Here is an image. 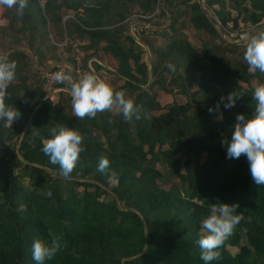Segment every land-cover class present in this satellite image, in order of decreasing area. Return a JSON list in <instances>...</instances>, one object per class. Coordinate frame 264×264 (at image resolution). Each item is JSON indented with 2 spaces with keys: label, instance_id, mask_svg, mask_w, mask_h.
I'll return each instance as SVG.
<instances>
[{
  "label": "trees",
  "instance_id": "16d2710c",
  "mask_svg": "<svg viewBox=\"0 0 264 264\" xmlns=\"http://www.w3.org/2000/svg\"><path fill=\"white\" fill-rule=\"evenodd\" d=\"M160 1L28 0L23 16L5 8L0 54L16 63L6 103L21 116L8 126L0 121V264H36L34 239L53 236L60 249L45 264H204L197 244L202 221L220 202L238 203L243 219L211 264H264V185H255L245 156L228 159L222 144L237 114L254 113V84L264 83V74L248 72L246 43L225 41L197 0H163L162 7ZM204 3L224 29L228 22L231 29L257 27L264 16V0ZM155 7L159 18L167 12L168 23L149 29L159 43L140 37L151 54L149 76V57L126 25L133 13ZM66 12L72 16L62 19ZM186 24L204 33L199 48L182 32ZM63 34L83 41L80 62L77 50L60 44ZM88 55L103 63L91 60L95 70L118 79L112 87L134 100L139 119L125 121L114 110L78 119L67 84L58 83L68 91L45 95L35 65L53 69L62 57L86 73ZM158 89L184 99L161 103ZM232 93L235 107L221 103L209 113ZM58 124L84 137L70 178L41 151ZM102 155L107 174L97 171ZM157 164L177 182H165Z\"/></svg>",
  "mask_w": 264,
  "mask_h": 264
},
{
  "label": "clouds",
  "instance_id": "9594fccd",
  "mask_svg": "<svg viewBox=\"0 0 264 264\" xmlns=\"http://www.w3.org/2000/svg\"><path fill=\"white\" fill-rule=\"evenodd\" d=\"M27 4L28 0H0V10L15 8L17 15L23 16ZM160 7H162L161 1ZM157 26L160 27V24L156 22L152 28ZM135 40L143 46L140 37ZM243 59L248 65L249 73L254 74L259 71L264 74V30H258L247 38ZM15 75V61H10L7 54H0V121H5L6 126L12 125L21 116L15 106L6 103V99L10 96L8 88L15 80ZM54 79L59 84L70 86L72 112L78 119L86 116L92 118L98 112L112 110L118 115L122 114L125 121L131 120L134 115L139 119V108L134 100L126 98L125 91L114 90L109 83L99 79L91 71L74 81L71 75L61 70L55 73ZM61 90L68 91L67 87ZM237 96L233 93L227 97L222 96L215 108L209 107V113L218 110L221 103L225 109L235 107ZM252 97L256 101L254 113L250 117L243 113L237 114L235 123L231 127V138L223 139L222 144L226 147L228 159H239L242 155L247 158L252 180L255 185L260 186L264 185V83L254 84ZM217 119L222 120L223 114L220 113ZM49 133L50 138L43 142L41 151L50 158L52 164L59 165L61 177L70 178L80 153L85 151L82 146L84 137L77 129L62 124L50 128ZM109 164V159L102 155L98 161L97 171L107 174ZM44 195L51 198L52 191L48 190ZM238 208V203L220 202L209 206V214L202 221L201 235L197 241L200 259L204 264H211L212 261L221 259L219 249L224 246L225 241L243 219V213L237 212ZM59 249L58 237L53 236L50 242L36 238L32 244V258L36 264H45L46 260L55 257Z\"/></svg>",
  "mask_w": 264,
  "mask_h": 264
},
{
  "label": "built area",
  "instance_id": "2783aa9c",
  "mask_svg": "<svg viewBox=\"0 0 264 264\" xmlns=\"http://www.w3.org/2000/svg\"><path fill=\"white\" fill-rule=\"evenodd\" d=\"M44 0H38V3L42 5ZM158 8L155 7L150 13L147 14H138L133 13L130 18L127 20V30L135 39H138L137 35H140V31L147 32L150 28H152L155 24V21L158 16ZM71 12H66L62 15V19L66 17H71ZM144 18H147L145 20ZM131 19H137L135 21H130ZM130 24V25H129ZM252 28V26L248 24L239 23L238 29H231L230 22L227 23V27L225 28L226 34L230 39L233 40H240L244 39L247 34L249 33V30ZM150 31V30H149ZM83 41L79 40L77 38L69 37L65 34H63L60 44L65 46H70L73 49L78 51V45L81 44ZM88 68L91 67L87 63ZM63 70L66 74H69L73 77V80H77L81 75H83V70L80 69L78 64H69L66 61H61L55 68H42L40 70V78H41V86L45 90V95H48L49 97L53 98L55 95V92L59 89H64V86H59L58 83L54 79L55 73ZM65 85V84H63Z\"/></svg>",
  "mask_w": 264,
  "mask_h": 264
},
{
  "label": "rangeland",
  "instance_id": "374dc122",
  "mask_svg": "<svg viewBox=\"0 0 264 264\" xmlns=\"http://www.w3.org/2000/svg\"><path fill=\"white\" fill-rule=\"evenodd\" d=\"M207 9L211 12V10L209 8H207ZM135 20H137V19H131L130 21H135ZM158 20H160V22H161L160 23V27L163 26V25H165L166 24V21H167V19L165 18V16L164 17H160V18L157 16V19H156L155 23ZM262 22H264V18L261 19V23ZM255 28L256 27L252 26V28L249 30V33L252 30H254ZM182 32L186 35V37L190 40V42H192V44H194L198 48L200 47V45H199L200 44V39L205 36L203 32L198 31V30L192 28L190 25H187V24L183 27ZM143 35H145L147 37V39L149 41H151V42L159 43L158 41H161V37L159 35H157L155 33H151L150 34V31L149 30L146 33L143 32V31H140V35H137V36L139 38V37H141ZM143 46H145L144 49H145V51L147 53V54L146 53H143L144 58L146 56H147V58L150 57L151 54H150V51H149L147 45L146 44H143ZM0 50H1V47H0ZM224 55L225 56H230V52L225 51L224 52ZM34 68L37 69L38 71L42 69L41 66L39 67L38 65H35ZM83 73H84V71H83ZM102 75H103V77H99V79H102V80L104 79L106 82L110 83L111 86L112 85H115L118 82V79L116 77H114L112 74H110L108 71L103 72ZM173 90L169 92V91H165V90H162V89H158L157 98L159 99V101L161 103H167V102H169L170 100H173V99H177V100H183L184 99V95L179 94V93H175L174 94V91ZM155 93H156V91H155ZM157 166L163 171V173H164L163 180L165 182H172V183L173 182L174 183L177 182V181H174L175 178L172 177V174H170V172L167 171V169H165V167H162L159 164H157ZM107 191H108V194H109L110 191L109 190H107ZM102 195H106V193H103ZM227 248L231 252H234V251L237 250V247L236 246H233V245H227Z\"/></svg>",
  "mask_w": 264,
  "mask_h": 264
},
{
  "label": "water",
  "instance_id": "95a60500",
  "mask_svg": "<svg viewBox=\"0 0 264 264\" xmlns=\"http://www.w3.org/2000/svg\"><path fill=\"white\" fill-rule=\"evenodd\" d=\"M200 8L202 9V11L204 12V14L208 17V19L210 20V22L212 23L213 27L216 29V31L219 33V35L228 42H233V43H237V44H245L247 43V38L250 37L251 35H253L256 31L258 30H262L264 28V23H260V25H258L254 30H252L250 33L247 34V36L244 39H240V40H233L230 39L227 34L226 31L224 30V28L220 25L218 19L216 18V16L214 14H212L205 6L204 0H197ZM161 3H163V0H161ZM167 15V13H166ZM264 18V16L262 17ZM167 21L166 24L168 23V18L166 17ZM149 76L151 73L150 67H151V59L149 60ZM149 81V80H148Z\"/></svg>",
  "mask_w": 264,
  "mask_h": 264
},
{
  "label": "crops",
  "instance_id": "0c3cea01",
  "mask_svg": "<svg viewBox=\"0 0 264 264\" xmlns=\"http://www.w3.org/2000/svg\"><path fill=\"white\" fill-rule=\"evenodd\" d=\"M8 18H9V13L6 12L5 8L2 9V10H0V25H1V24H6L7 21H8ZM82 55H83V52H82V51H78L77 54L75 55V56H76V59L79 60L80 56H82ZM63 59H64V61H65V58H62V57H61V59L59 60V62H60V61H63ZM148 59L150 60L151 58L149 57ZM91 60H94V61H96L97 63H100V64L102 65L101 61H100L99 59H97V57H96L95 55H88V56L84 59L85 64H86V67L88 68V66H87V63H88L89 66L91 67V68L89 69L91 72L95 73V74L98 76V78H99V77H103V75H102V72H103V71H101V68L95 70V69L93 68V65H92L91 62H90ZM149 60H148V61H149ZM66 62H67V61H66ZM79 62H80V60H79ZM39 67H40V66H39ZM103 80H104V79H103Z\"/></svg>",
  "mask_w": 264,
  "mask_h": 264
}]
</instances>
